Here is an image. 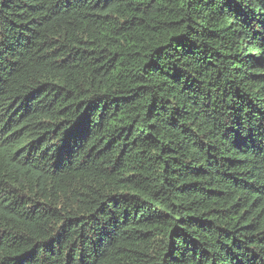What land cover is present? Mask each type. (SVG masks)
Listing matches in <instances>:
<instances>
[{
  "label": "trees",
  "instance_id": "obj_1",
  "mask_svg": "<svg viewBox=\"0 0 264 264\" xmlns=\"http://www.w3.org/2000/svg\"><path fill=\"white\" fill-rule=\"evenodd\" d=\"M0 264H264V0H0Z\"/></svg>",
  "mask_w": 264,
  "mask_h": 264
}]
</instances>
